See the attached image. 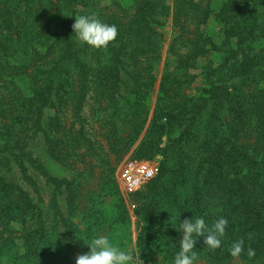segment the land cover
<instances>
[{
    "label": "trees",
    "instance_id": "obj_1",
    "mask_svg": "<svg viewBox=\"0 0 264 264\" xmlns=\"http://www.w3.org/2000/svg\"><path fill=\"white\" fill-rule=\"evenodd\" d=\"M91 14L118 28L106 49L79 43L73 32L75 16ZM88 100L109 139L149 122L154 140L144 154L162 157L137 210V247L154 246L174 264L180 222L203 218L211 227L223 217L221 247L212 251L198 237V256L264 264V0H0V259L54 264L65 214L59 184L72 210L79 190L73 178L51 174L37 148L71 159L85 141L74 124ZM176 165L178 184L163 202L164 170ZM40 177L46 206L39 205ZM96 210H89L94 221ZM239 240L244 251L233 258L229 249Z\"/></svg>",
    "mask_w": 264,
    "mask_h": 264
},
{
    "label": "rangeland",
    "instance_id": "obj_2",
    "mask_svg": "<svg viewBox=\"0 0 264 264\" xmlns=\"http://www.w3.org/2000/svg\"><path fill=\"white\" fill-rule=\"evenodd\" d=\"M170 28L169 24L167 44L170 41ZM162 74L161 65V70L158 71L157 82L154 87L149 119L155 107L156 97L160 95ZM29 85L30 83L27 80V83H24V87L26 88L24 92L28 91ZM196 85L198 83L194 84V86ZM189 89H191V86L183 87L184 92H189ZM96 109H98L96 105L91 100H88L81 110V119L74 124L75 128L82 126L85 136L83 140L85 141L79 148L75 149L76 154L71 159L58 161L50 159L42 146L37 148L44 161H47L48 171L58 179L65 178L71 180L73 178L77 185L75 187L79 190L78 197L75 200L77 207L75 206L72 210L73 206L70 201L64 202V199L66 200L68 195L66 184L64 182L59 184L58 191L60 195L62 194V203L59 202V205L65 214L64 220H61L57 225L61 234L59 236L61 246L57 245L58 249L55 251V256L50 259L54 261V264H75V258L78 254L90 251V247L87 244L95 238L107 236L114 246L130 252L136 261L141 259L144 264H168L165 256L158 248L154 246L151 248L137 247V239L143 226V221L137 210L143 201V194H146L151 189L152 180L144 182L138 188L131 191H122L118 187L116 180L117 170L128 161H147L156 168V174L158 173L159 166L161 167V155L153 154L149 156L144 154L153 145L154 140L153 132L150 131V123L147 122L139 130L117 131L115 132V136L112 137L113 139H109L105 130L101 127V121L98 122L97 120L101 117V112L97 113L96 118ZM68 119L71 120V117ZM125 135H128L129 139L121 140ZM165 140H167V136L164 135L162 136V143L158 145L159 148L165 146ZM121 152H123L122 155L120 154ZM59 155L61 154L59 153ZM180 167L178 165L176 168L164 170V182L162 188L159 190L160 197H163V202L169 200L167 197H170L172 190L178 184L177 175L180 173ZM19 182V184L27 187L23 181L19 180ZM45 183V179L40 177L38 184L41 187L39 189L41 196V198L39 197L40 206H46L48 203L46 195L49 193V190L48 188L45 189ZM31 191L32 189H30ZM22 199L24 198L18 200L20 213L22 211L20 205ZM90 209H97L98 217L94 216L96 218L95 221L92 219L91 212H89ZM18 220L20 223L13 222V224L16 229L21 227L22 232H24L25 226H22L23 221L22 219ZM46 223L48 222L46 221ZM1 226L0 231L3 228V224ZM54 231H56L55 228ZM21 242L22 240L18 245ZM9 244L12 245V243ZM18 245L14 248L15 251H19L21 254L23 250ZM18 260H10L5 256L0 259V264H26L25 260ZM45 263L44 261L43 264ZM194 264L216 263L206 257L198 256ZM233 264L241 263L237 261Z\"/></svg>",
    "mask_w": 264,
    "mask_h": 264
},
{
    "label": "clouds",
    "instance_id": "obj_3",
    "mask_svg": "<svg viewBox=\"0 0 264 264\" xmlns=\"http://www.w3.org/2000/svg\"><path fill=\"white\" fill-rule=\"evenodd\" d=\"M72 28L79 43L97 50L106 49L118 35L116 25L101 22L95 14L75 16ZM227 225L228 220L223 217L216 220L211 227L205 223L203 218L184 219L178 227H175L178 232L182 233V239L174 264H194L197 261L198 254L193 249L196 247L198 237H204L203 242L210 250L215 251L220 248L221 238L226 234ZM87 245L90 251L78 254L75 264H144L141 259L134 260L130 252L114 246L107 236L95 238ZM243 245V240L234 242L229 249L231 257L238 258L244 251ZM247 256L249 259L253 258L255 250L248 248Z\"/></svg>",
    "mask_w": 264,
    "mask_h": 264
},
{
    "label": "built area",
    "instance_id": "obj_4",
    "mask_svg": "<svg viewBox=\"0 0 264 264\" xmlns=\"http://www.w3.org/2000/svg\"><path fill=\"white\" fill-rule=\"evenodd\" d=\"M156 168L147 161H128L117 170L116 180L122 191H131L152 179Z\"/></svg>",
    "mask_w": 264,
    "mask_h": 264
}]
</instances>
